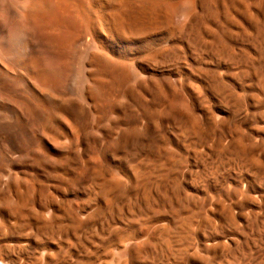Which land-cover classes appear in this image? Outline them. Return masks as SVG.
Returning <instances> with one entry per match:
<instances>
[{"label":"bare ground","instance_id":"1","mask_svg":"<svg viewBox=\"0 0 264 264\" xmlns=\"http://www.w3.org/2000/svg\"><path fill=\"white\" fill-rule=\"evenodd\" d=\"M168 27H173L168 45L152 38L151 47L143 46L132 59L117 56L107 46L111 38L143 42ZM183 60L190 61L185 75L178 66ZM164 67L171 69L164 72ZM186 81L199 83L192 99L189 94L190 99L184 97ZM7 97L17 101L20 121L4 112L2 101ZM168 98L171 106L164 111L161 108ZM221 112L228 120H215L216 114L222 118ZM262 119L264 0H0V163L4 161L3 150L14 147L18 152L14 163L24 168L27 178L22 184L17 176L13 183L0 179V194L13 195L20 203L32 197L47 200L58 205L62 213L56 214V221L44 214L35 220L24 216L9 232H26L32 244L38 236L58 235L57 241L69 246L68 251L63 250L66 262L69 250L89 252L96 247L87 244L99 238L108 222L121 216L118 205H164L157 217L172 218L177 205L208 204V195L199 200L188 193L195 180L186 182L184 178H192L194 172L184 173L181 163L186 155L204 162L202 156L207 154L196 152V147L213 139L220 145L214 150L208 146L209 153L234 156L239 168L257 170L253 177L264 187V165L251 157L264 145V136L254 143L253 133L242 130L247 123ZM65 123L81 132L82 148L80 139L79 148L74 141L55 142ZM36 132L54 141L61 156H48L46 149L36 144ZM225 138L228 143L223 145ZM102 143L111 159L102 158V152V159L88 161L85 172V184L92 187L88 189L91 199L102 206L78 219L79 211L60 202L67 189L80 188L76 166L84 152ZM139 153L149 158L140 167L134 165L129 178H104L113 172L104 158L124 166ZM160 155L166 157L162 162ZM262 157L264 160V150ZM54 194L61 199H55ZM48 207L44 205L43 210ZM231 218L227 216L232 222ZM67 219L70 224L66 225L63 221ZM173 224L179 232L191 227ZM168 226H162L161 231L168 233ZM150 241L143 246L131 243L136 258L156 261L176 257L166 240V244ZM15 244L12 246L18 251L29 246ZM126 249L116 250L111 258L114 264H124L132 257ZM50 256L46 250L42 258Z\"/></svg>","mask_w":264,"mask_h":264},{"label":"rangeland","instance_id":"2","mask_svg":"<svg viewBox=\"0 0 264 264\" xmlns=\"http://www.w3.org/2000/svg\"><path fill=\"white\" fill-rule=\"evenodd\" d=\"M161 34H159V36L156 37L154 36L148 37L143 42H137L136 40L132 39V41L131 40L127 42L123 41L124 42L123 43L118 39H113L115 40L114 42L113 40H111L112 39L111 38L107 41V46L108 47L110 46L109 49L114 51V53L117 56H119L118 54H120L121 56L119 57H123V58L127 57V59H132L135 56H137L138 53L142 51L144 47H145L144 49H146L147 47L148 48L151 47L154 41V40L152 41V38L158 40L161 39L159 41L164 46H166V43L168 42L167 43L168 45L169 44L168 39L173 34V27H168L166 30L161 31ZM137 43L138 45L140 44L139 47ZM118 44L120 46H118ZM126 47H128L129 49ZM178 66L181 67L180 69L183 72L181 73L185 75L187 74V70L190 67V61L183 60ZM163 69H164L163 71L165 72V71H169L171 67H166V69L164 67ZM148 72L152 73L153 71L152 69L151 70L148 69ZM189 82L188 81L184 82V86H185L184 88L187 87L186 88L187 91L185 92V95L187 96L189 94L190 98L192 99L194 92L198 91L199 89V83L196 82L193 83V81H189ZM193 87L195 89H192ZM186 96H184L186 99L187 98L190 99L188 96L187 97ZM7 98L8 99H4L2 101V108L4 112L6 113V115H9L11 118L20 121V116L17 110L18 108L17 101L14 100L12 97H7ZM170 100L172 99L168 98L161 109H164L165 111L168 105L170 107L171 106ZM169 107L167 108V110L169 109ZM219 114L220 115L222 114V118L221 116L216 114L214 116L215 120H218V118L220 119L218 121L228 120V117H226L227 114L225 112H221ZM65 124L64 127L62 125L61 128L58 129L57 131L58 137L59 136L60 137L55 142L59 143L63 141H70L73 144L74 141L75 144L74 146L79 148L77 146V142L80 139V148H82L83 145L81 140L82 135L80 134L81 132L75 130L72 124L70 123H65ZM246 125L244 126H246L247 128L243 127L242 130L246 132L248 131V133L250 132L251 134L253 133L252 135L255 136L253 137L254 139H251V142L253 141L254 143H256L263 138L264 119L253 123L249 122ZM255 129L257 131H255ZM256 133L258 135L260 133L261 134L260 136H256L257 135ZM251 134L250 137L252 138ZM166 135L168 134L166 133ZM258 137L260 140L258 139ZM226 138L223 140V145H226L225 141L227 140L229 141V138H227V140ZM34 140L36 141L37 145H40L42 148L46 149L45 151L48 154V156L52 158L61 156V152L55 146V144H53L54 141H50L49 139H46L44 135L42 134L40 135V133L38 134V132H36ZM218 144L219 143L216 142L215 139H213L209 141L208 145L206 146L202 145L196 147V152L207 154V156L205 155L202 156L204 162L200 163V161L194 158V156L186 155L187 158L185 160V163H181V167H182L181 170L183 172L185 171L186 174H189L192 171L194 172V175L191 176L192 178L189 179L184 178L186 182H191L189 180L192 179L195 180V183L192 185L193 190H188V193L192 194L196 199L199 200H203L208 195L209 197V201L207 202L208 204L202 205L200 207H198L197 205H177L175 206L177 213H175V215H173L172 218L167 216L157 217V212L163 209L162 206L164 205H150L148 208L143 207L142 205H118L121 216L118 217V219L115 220L113 219L112 221L108 222V224L104 226L105 230L99 234V238L93 240L92 243L87 244V247L89 248L95 245L96 249L91 248L89 252L84 251V249H81L80 252L69 250L68 254L71 257L69 256L70 260H67V262L64 259V255L65 252L68 251L67 248H69V246L66 245L68 243L67 242L65 243V241H63L64 244L63 242L57 241L58 235L38 236L36 240H33L35 244L34 243L32 244L30 243V241H28L29 236L26 232H24V235L23 233L9 232L11 225H13L19 218H23L24 216H25L24 218L31 217L32 220L33 219L35 220L36 218H38L39 216L41 217V215L44 214L46 215L47 218H51L53 221H56L55 219L58 215L62 216L61 215L62 213L60 214L59 206L52 205L50 204L49 201L47 203V200H41L38 198L33 199V197L30 198V200L28 199V201H24L23 203L22 202L20 203L16 201V198L13 195L0 194V226H1L0 227V231H1L0 232V264H68V263L95 264L96 262H97L96 264H111V263L114 264L113 259L111 258L113 256L115 257V255L118 253V252L116 253V250L121 251L122 249L124 250L125 247H127L126 250H128L129 255L132 257L128 255L130 258L126 257L128 258V260L125 259L127 262L125 261L124 264H128L129 261H130L129 264H174V262L176 264L264 263V205H263L264 187L260 179H256L255 177H253L254 176L253 173H255L257 170L253 169L249 171L247 167H244V169L239 168L234 161V156H230V155L219 156L217 154H214L213 152L210 153L208 152L207 150L208 146H211L212 149L214 150L219 148L220 144L219 145ZM263 147L264 145L260 148V150L257 149L256 152H254L255 154L254 153L251 154L253 161L255 163L257 162L260 165L261 164L264 165V160L262 157V152L264 150ZM16 151L17 150L14 147L13 148L6 147V149L3 150L2 156L4 158V161L0 163V179L8 183H13V181L17 180L18 183L22 184L26 182L24 180H27V178L23 174L24 168L14 163V160L18 155V152ZM84 153L85 154L80 159L79 166L78 165L76 166V172L80 174V188H76L74 190L67 189V194H66L67 196L60 202V205H68L72 208L73 211L75 210L76 212L79 211L78 219L87 217L88 215L97 211L102 206L99 203L97 204L95 201L93 202V200L91 199L93 195L91 196V193L88 191V189L91 190L92 187H90L89 185L87 186V184H85L87 182L85 172H87V169L89 168L88 164L90 163V162L88 163V161L90 160L91 162L96 161L97 159L101 157L103 158L104 156L107 157L108 159H111V156L105 152L104 143L100 144L99 146L94 145L93 150L85 151ZM100 153L102 155H100ZM259 155H261L260 157L262 159L259 157ZM107 158L104 159L107 160L106 163L109 165L110 171L113 172H110L108 175H105L104 178L111 179V178H116V176H119L122 177L121 179H127L130 177L129 174L130 169L135 166L140 167L144 162L147 161L149 155L145 153H139L131 157L124 164V166L123 165L119 166V164L114 163L112 160H108ZM165 158L166 157H163V155H160L159 160L162 162L165 160ZM189 175H191V173ZM67 178H71V176H68ZM9 179L12 180L10 181ZM86 186L87 188H85ZM239 186L240 188H238ZM232 189H234V191ZM229 190L230 191L232 190L231 193L238 192L237 194H234L235 197L237 196L236 197L237 199H235L234 195H230L231 193ZM53 196L57 200L61 199V196L59 195L54 194ZM13 201L14 204L12 205ZM238 202H243L244 204L238 205ZM18 203L19 205H17ZM44 205H49L47 211L43 210ZM137 206L140 209L135 208ZM228 215L232 217L231 218L232 222L229 219H227ZM68 220L69 219L63 221L64 224L66 225L70 224L69 222L70 220L69 221ZM174 221L177 224L185 223L188 227L191 226L192 228L191 227L189 228L190 232H188L189 229H184L181 232H179L180 230L178 229L174 231L173 228L175 226V224H173ZM166 225H169L168 228H170L168 233L161 231L162 226H166ZM4 236H6V238H4ZM165 240L168 244V247H170L171 249L170 251L172 253L173 251L177 252V254L175 255L176 257H174L173 259L170 258V259L161 260L160 258L156 261L143 259L144 260L143 261L141 260L142 258H136V256L133 254L134 252L131 248V243L132 245H135V243H137L136 245L143 246L149 241L150 242L153 241L152 244H154L157 241L164 242ZM190 240L192 241L193 246L191 245ZM220 243L222 245H220ZM13 244L15 245L19 244L18 246H25V247L27 245L29 246L23 251H18V250H14ZM90 244L92 245L90 246ZM221 246L225 247L226 250L224 249L222 250L223 247ZM207 248L208 251H206ZM210 248H212L211 249L212 251L209 250ZM46 250L48 252L49 251L51 252V256L47 258V260L42 258L43 252ZM108 260L109 261L111 260L110 261L111 263Z\"/></svg>","mask_w":264,"mask_h":264}]
</instances>
